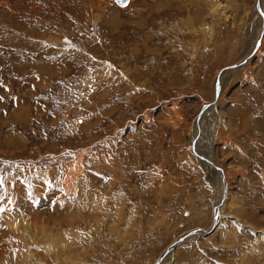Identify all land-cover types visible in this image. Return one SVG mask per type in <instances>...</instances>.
<instances>
[{"label":"rangeland","instance_id":"374dc122","mask_svg":"<svg viewBox=\"0 0 264 264\" xmlns=\"http://www.w3.org/2000/svg\"><path fill=\"white\" fill-rule=\"evenodd\" d=\"M257 1L0 0V264H264Z\"/></svg>","mask_w":264,"mask_h":264},{"label":"bare ground","instance_id":"6f19581e","mask_svg":"<svg viewBox=\"0 0 264 264\" xmlns=\"http://www.w3.org/2000/svg\"><path fill=\"white\" fill-rule=\"evenodd\" d=\"M129 2H130V0H129ZM218 3V2H217ZM129 4V3H128ZM256 4H257V6H258V8H257V11L259 12V13H261L260 12V7L259 6H261V10H263L264 11V9L262 8V6H263V4H264V0H258L257 2H256ZM127 6V5H126ZM125 6V7H126ZM264 7V6H263ZM262 11V12H263ZM264 13V12H263ZM263 13H261V15L262 16H264V14ZM261 18V17H260ZM264 30V29H263ZM261 31L260 32V35H258L257 36V38H256V41L254 40V43H253V45H252V54H255V53H257L258 52V49H259V45H260V42L262 41L263 42V40H264V31ZM262 44V43H261ZM254 47V48H253ZM251 49V48H250ZM246 54V53H245ZM245 58V57H244ZM244 58H243V60H244ZM250 58H251V51L249 52V56L247 55V57H246V59H245V63L244 64H242V65H240L239 67H236V68H233V69H230V70H226V71H224L223 73H222V75H221V77H220V84H219V87H220V92H219V97H220V95H221V89H222V85H223V81H222V79H223V75L225 74V75H227L229 72H231L232 70H234V69H237V68H241V67H243L244 65H246V64H248V62L250 61ZM243 60H240V61H238V63L240 62H242ZM237 63V64H238ZM219 101V100H218ZM217 103V102H216ZM214 105H216V104H214ZM213 105V106H214ZM212 106V107H213ZM207 111V110H206ZM205 111V112H206ZM203 116V115H202ZM206 116V115H205ZM213 117H214V120H216L218 117L216 116V111L215 112H213ZM212 117V118H213ZM219 119V118H218ZM200 122V121H199ZM218 123V122H217ZM214 124V123H213ZM219 124V123H218ZM217 124V125H218ZM199 125H200V123H199ZM219 126V125H218ZM213 128V127H212ZM195 129V128H194ZM198 130L200 131V133H203L204 131H203V129H202V125L201 126H198ZM215 130L217 131L218 130V128H217V126H216V128H215ZM195 132V134H196V132L197 131H194ZM207 134V133H206ZM200 135V134H199ZM202 135V134H201ZM209 137V136H208ZM213 137V136H212ZM203 138V137H202ZM210 138V137H209ZM208 138V139H209ZM200 140V139H199ZM215 142V141H214ZM205 143V142H204ZM210 145H215V144H212V140H211V143H210ZM202 147H204L203 145H202ZM206 147H207V145H206ZM205 148V147H204ZM211 148V147H210ZM213 148V147H212ZM207 150V149H206ZM202 152V151H201ZM202 153H204V152H202ZM215 153V152H214ZM204 158H206V159H209L215 166H217V167H219L220 169H221V165L217 162V160H216V158L214 157V155H213V150L211 151V153H209L208 155H206V154H201ZM219 161V160H218ZM204 164H206L205 162H204ZM206 168L207 169H209L210 167L209 166H211V165H207L206 164ZM78 168H80V167H78ZM211 168L213 169L212 171H213V174H215L217 177V179L219 178L218 176H220V178H221V182H222V185L224 186H222V189H221V195L223 196V193H224V189L226 190V183H227V178H226V173H225V175H224V172H223V170H222V173H220V172H218L213 166H211ZM208 171H211L210 169L208 170ZM209 173V172H208ZM207 173V174H208ZM217 173V174H216ZM219 178V179H220ZM68 182V181H67ZM213 183V182H212ZM219 194H220V189H219ZM221 196V197H222ZM220 197V196H219ZM220 201H221V199H220ZM220 201H218V204L217 205H215L214 207H215V209H214V219H213V222H214V220L216 219V226L214 227V229L210 232V233H207V230H205V231H203V230H201V229H198L197 231H194V232H191V233H189V234H187V235H185L184 237H182V238H179V239H177L175 242H173L165 251L167 252L165 255H164V257H162V255H163V253L165 252H163L162 254H161V256L159 257V259L156 261V263L155 264H159L164 258H165V256L168 254V252L170 251V250H173L176 246H178L179 244H181L183 241H185L186 239H191V237H193L194 235H199V234H204V235H207V234H211L215 229H216V227L218 226V223H220L219 221H220V216H221V214H220V207H219V204H220ZM217 216V218H215L216 216ZM71 220H73V219H71ZM212 222V223H213ZM14 224H16L15 223V220H14V222H13V225ZM58 245V244H57ZM60 245V244H59ZM43 246H44V244H43ZM47 246V245H46ZM162 257V258H161Z\"/></svg>","mask_w":264,"mask_h":264},{"label":"water","instance_id":"95a60500","mask_svg":"<svg viewBox=\"0 0 264 264\" xmlns=\"http://www.w3.org/2000/svg\"><path fill=\"white\" fill-rule=\"evenodd\" d=\"M114 2L120 6V7H125L126 5H128L129 3V0H121L120 3L117 2V0H114ZM245 63V60H243L241 63H238L237 65H232V66H227V67H224L222 68L216 79H215V82H214V89H213V98L210 102L204 104L201 108H200V111L198 112L197 114V117H196V128H197V132L195 134V137L192 141V150L194 151L195 153V156L196 158H198L201 162H205L206 164H209L211 166H213L218 172L222 173V170L215 166L209 159H206L204 158L202 155H200L198 153V149L196 148V143L199 139V134H200V131L198 130V122L200 121V118L202 117L203 113L210 107H212L218 100V97H219V92H220V87H219V84H220V77H221V73H223L224 71L226 70H230V69H233V68H236V67H239L240 65L244 64ZM216 216V215H215ZM217 218V216L215 217ZM216 226V219L214 220V222L212 223L211 227L209 228V230H207V233H210L214 227ZM192 234V233H191ZM186 237V236H185ZM167 252L165 251L162 255V257H164V255L166 254ZM161 257V258H162Z\"/></svg>","mask_w":264,"mask_h":264},{"label":"crops","instance_id":"0c3cea01","mask_svg":"<svg viewBox=\"0 0 264 264\" xmlns=\"http://www.w3.org/2000/svg\"><path fill=\"white\" fill-rule=\"evenodd\" d=\"M246 46L247 45H245L244 47V50L246 49ZM244 50H243V53H244ZM171 132H172V134H173V137H172V140L174 141L175 140V130L172 128V130H171ZM171 134V133H170ZM171 134V135H172ZM187 136H188V133L187 132H184V134H183V138L184 139H187ZM183 141V140H182ZM181 142V141H180ZM170 144L167 146V150H170V148H171V144H172V142H169ZM220 222V221H219Z\"/></svg>","mask_w":264,"mask_h":264},{"label":"snow or ice","instance_id":"6c2138e0","mask_svg":"<svg viewBox=\"0 0 264 264\" xmlns=\"http://www.w3.org/2000/svg\"><path fill=\"white\" fill-rule=\"evenodd\" d=\"M117 2H118V3H120V2H121V0H117Z\"/></svg>","mask_w":264,"mask_h":264}]
</instances>
